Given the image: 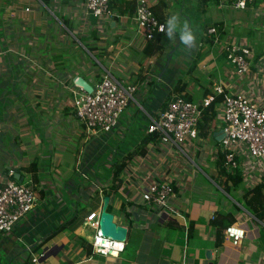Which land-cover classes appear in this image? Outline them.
Returning a JSON list of instances; mask_svg holds the SVG:
<instances>
[{
    "label": "crops",
    "instance_id": "crops-1",
    "mask_svg": "<svg viewBox=\"0 0 264 264\" xmlns=\"http://www.w3.org/2000/svg\"><path fill=\"white\" fill-rule=\"evenodd\" d=\"M149 2L165 23L177 15L181 24L187 22L192 28L195 49L186 58L180 52L184 44L178 34L175 47L170 49L164 32L150 50L133 16L127 14L104 21L93 15L85 18L82 0H50L49 5L42 0H0V185L10 169L19 173V167L33 160L38 161L39 176L33 209L12 230L0 232V264H174L183 257L186 264H264V219L253 218L238 201L244 184L233 195L225 193L211 177L215 161H202L210 174L201 175L199 164L194 168L178 153L170 155L159 140L150 141L144 155L132 158L122 173V187L110 196V201L115 200V221L128 227L124 249L103 255L92 248L88 254L77 240L76 236H86L91 242L92 237L84 221L72 220L80 214L78 202L87 206L92 201L101 207V187L110 186L114 162L147 134L149 116L161 111L179 79H186L188 90L199 88L208 94L218 81L231 90H251L253 75L264 78L256 73L255 65L248 76L236 78L215 47L187 73L205 26L222 22L223 36L234 35L233 30L249 39L252 32L263 37L264 0L250 10L235 9L229 1L225 5L211 1L202 11L198 0ZM78 36L94 47L95 54ZM77 54L88 57L87 61L75 62ZM263 59L264 54L257 60ZM95 62L136 84L137 102L129 103L111 131L87 138L71 106V90L76 76L92 86L98 82ZM155 76L161 77L160 82L154 81ZM148 172L179 190L174 201L178 215L162 214L143 202L141 191ZM23 176L30 179L28 172ZM122 202L128 203L129 217L120 207ZM218 212L230 213L234 223L243 225L246 233L238 245L223 236L220 247L216 246V227L211 221ZM68 220L72 221L67 227L57 230Z\"/></svg>",
    "mask_w": 264,
    "mask_h": 264
},
{
    "label": "built area",
    "instance_id": "built-area-1",
    "mask_svg": "<svg viewBox=\"0 0 264 264\" xmlns=\"http://www.w3.org/2000/svg\"><path fill=\"white\" fill-rule=\"evenodd\" d=\"M222 5H229L239 10H250L258 0H218ZM84 17L93 15L100 20L109 21L119 16L117 9L112 7V0H83ZM135 11L133 20L146 40H155L165 31L161 27L166 23L158 17L149 0H134ZM214 36V46L223 55L225 62L232 67L231 74L236 78H245L255 65L256 73L264 74V63L255 60L256 55L251 41L246 36L225 35L218 32L216 26H209L204 36ZM204 54L211 53L207 46ZM161 77L155 76V82ZM252 88L248 90H231L222 81L213 84L210 93L191 100L186 92L173 93L166 100L158 114L149 116L147 133L156 134L167 148L170 155L178 153L191 163L198 153V143L203 137L199 135V122L204 109L217 97V121L223 130L220 148L212 152L214 161L219 153L223 154V165L226 169L239 168L242 174L244 191L251 190L255 185L262 184L264 198V78L251 77ZM136 84L119 78L107 68H103L101 79L88 92L82 86L75 84L72 91L71 106L76 117L83 125L87 138L111 131L126 111L131 101L137 102L134 93ZM192 160V161H191ZM146 185L141 191L145 204L157 207L162 214L178 215V207L174 201L178 198V189L169 181L156 180L151 173L145 174ZM36 183L32 179L19 180L15 171L10 169L6 180L0 185V232L13 229L37 202ZM251 214V213H250ZM100 208L92 211L84 220V224L94 230L91 242L93 251L108 255L111 250L122 251L117 247L116 240L110 239L98 231ZM252 215V214H251ZM214 217V216H213ZM253 218H259L252 215ZM245 229L240 223H232L224 236L238 245L245 236ZM121 242V241H118ZM34 261L38 256L33 257ZM174 264H186V258Z\"/></svg>",
    "mask_w": 264,
    "mask_h": 264
},
{
    "label": "trees",
    "instance_id": "trees-1",
    "mask_svg": "<svg viewBox=\"0 0 264 264\" xmlns=\"http://www.w3.org/2000/svg\"><path fill=\"white\" fill-rule=\"evenodd\" d=\"M215 2L217 3L218 0H198V10L202 11L203 9H206L209 2ZM42 2L46 5L50 4V0H42ZM117 6L118 7V13L121 15L127 14L129 16H133L135 11V3L134 0H112V7ZM64 24L69 27V23L67 20H63ZM215 26L218 29V32L222 35L226 33V29L224 28V25L222 22H216ZM208 27H204L206 30ZM250 38L254 36V33H249ZM242 36V35H241ZM158 37V36H157ZM214 36H204L202 37V44L200 48L198 49L195 57L192 59L190 66L188 67L187 73L191 74L194 69L196 68L199 60L204 56L203 50L205 49V45L208 48H214ZM78 38L83 42L85 38L83 36H78ZM155 40H148V43L150 45V50L153 49L155 43ZM205 43V45H203ZM88 50L91 53L95 54V49L92 45L86 44ZM216 49L217 46L215 47ZM214 48V49H215ZM261 56L258 57L256 55L255 60L259 59ZM96 58L100 61L101 64H104L99 57L96 56ZM96 63V62H95ZM188 82L183 79H179L173 90L167 94V98L170 97L173 93H180L182 91L186 92V97L188 99L194 100L196 99L194 94H192L188 88H187ZM208 90H205L203 93V96L207 94ZM220 97H217L215 101H213L209 106H207L202 114V117L199 122V135L200 137H209L212 136L215 140V144H219L216 140L215 132L219 129L216 126L217 121V104L219 103ZM166 103V100L164 101V105ZM157 140L156 134L153 133H147L145 134L142 139L139 141L137 146L130 152H127L124 154L118 161L114 162V166L112 169V178H111V184L108 186V188L105 189V187L102 188V194L103 195H110L112 193H118V190L123 184V178L122 173L123 171L128 167V163L132 160V158L136 155H144L146 152V146L147 144L152 141ZM201 143V142H200ZM200 143H198V153L201 152ZM218 148V147H217ZM21 176L25 175V172L29 173L30 179H32L35 183L39 181L38 176V161L33 160L27 165H22L17 169ZM211 177L216 181V183L222 188V190L229 194L233 195V191L238 189L242 184V174L241 170L239 168L228 170L223 165V154L219 153L217 156V159L215 160V173L211 175ZM99 191V188L97 189ZM263 186L262 184L255 185L251 190H245V192L241 195V197L238 199V201L241 203V205L248 210L251 214H253L255 217L263 220L264 219V198L262 194ZM80 205V209H78L79 216H74L72 220H76L77 223H82L85 219V217L90 213L91 208L98 207L99 203H93L92 201L87 203L86 202H78ZM128 203L122 202L121 203V209L125 212V214L129 217L131 215V212L126 211V205ZM108 211L112 212V208L109 205ZM77 215V214H76ZM68 220L64 223H62L57 230L61 231L63 228L67 227V225L72 221ZM235 218L233 215L227 212H218L212 219L211 223L216 227V246L220 247L222 244L224 231L225 229L234 223ZM168 225H173L172 220H167L166 222ZM193 229L190 227L189 234H191ZM77 240L81 242V244L85 247L86 252L89 254L92 251V242L87 241L86 236H76Z\"/></svg>",
    "mask_w": 264,
    "mask_h": 264
},
{
    "label": "rangeland",
    "instance_id": "rangeland-1",
    "mask_svg": "<svg viewBox=\"0 0 264 264\" xmlns=\"http://www.w3.org/2000/svg\"><path fill=\"white\" fill-rule=\"evenodd\" d=\"M81 1V0H80ZM82 3H83V0H82ZM182 10V9H181ZM178 11V10H177ZM179 13V12H178ZM178 17H180V16H178ZM136 28H137V26H136ZM232 33L234 34V35H236L237 34V32H235V31H233L232 30ZM244 36H246V34L244 33V32H241ZM238 34H240V33H238ZM232 35V34H231ZM233 36V35H232ZM237 36H239V35H237ZM248 37V36H247ZM71 38H73V39H75L74 38V36H72L71 35ZM249 38V37H248ZM76 40V39H75ZM249 40H251V42H252V46H253V48H254V53H255V55H258V57L259 56H261V55H263L264 54V36L262 37V36H260V35H258L257 36V32H256V34H255V32H254V36L252 37V39L250 38ZM77 41V40H76ZM78 42V41H77ZM84 43H86L87 44V42H86V40H84L83 41ZM169 42H170V44H169V47H170V49L172 48V47H175V44L178 42V38H177V35H174L171 39H169ZM76 45V44H75ZM78 45V44H77ZM83 47V46H82ZM81 47V48H82ZM78 48H80L79 46H78ZM84 48V47H83ZM193 49H195V45L194 46H191V47H188V46H183V49H182V51H180L181 53H183L182 54V57L183 58H186V56H188L187 54L190 52V51H192ZM179 50H181V48H180V45L178 46V51ZM87 51V50H86ZM89 53V52H88ZM174 55V54H173ZM176 56V55H175ZM84 58L85 57H80L78 54L74 57V61L75 62H79V63H82V61H87V58L88 57H86L85 59L86 60H84ZM173 58V57H172ZM263 62H264V59H263ZM97 64V66H95V71H96V74L98 75V77H97V79H98V81H99V79H101L100 78V75H101V73H102V70H103V67L104 66H102L100 63H96ZM160 74H161V72H160ZM119 77H121L119 74H117ZM185 77V76H184ZM126 78V77H125ZM182 78H183V76H182ZM183 80H186L185 78L183 79ZM154 81H155V79H154ZM76 84V83H75ZM191 92H192V94H194V96H195V98L196 97H198L197 96V94H200V93H202V91L203 90H201V89H199V88H194V89H189ZM203 94V93H202ZM201 94V95H202ZM200 95V96H201ZM216 126H217V128H220V124H219V122H216ZM218 143L219 144H215V140H214V138L212 137V136H209V137H205V140L204 141H201V143H200V147H201V154L200 153H197L196 154V156H193L192 157V159L194 160V162L196 163V164H199V166H200V168L201 169H199L198 168V171H199V173H201V171H202V173H201V175H203V174H210V169L209 168H207L205 165H203V163H202V161H208L209 163L211 162V163H214V162H212V161H214L213 159H211L210 157H212V152H214L215 151V149L218 147V148H220V146H221V142L220 141H218ZM205 148V150H203ZM217 148V149H218ZM204 159V160H203ZM212 160V161H211ZM192 161V160H191ZM193 164V166H194V168H195V164L194 163H192ZM201 178V177H200ZM27 179V177L25 178V180ZM102 204V200H101V203H100V205ZM110 206H111V208H114V206H115V200H111L110 201ZM115 212L116 213H119V211H117V210H115ZM112 213H114V211H112ZM115 215V214H114ZM89 229V231H90V233H92L93 234V232H94V230L93 229H91V228H89L88 226H86L85 227V229Z\"/></svg>",
    "mask_w": 264,
    "mask_h": 264
},
{
    "label": "water",
    "instance_id": "water-1",
    "mask_svg": "<svg viewBox=\"0 0 264 264\" xmlns=\"http://www.w3.org/2000/svg\"><path fill=\"white\" fill-rule=\"evenodd\" d=\"M75 83L82 86L88 92L92 91V85L81 76L75 77ZM215 136L217 141H221L223 137V130L218 129L215 132ZM15 177L19 180L24 179V176H21L20 173H15ZM109 203L110 195H104L102 198L101 211L98 220V231L110 239L126 242L128 237V227L115 221L114 214L108 211ZM110 253H118V251L111 250Z\"/></svg>",
    "mask_w": 264,
    "mask_h": 264
},
{
    "label": "clouds",
    "instance_id": "clouds-1",
    "mask_svg": "<svg viewBox=\"0 0 264 264\" xmlns=\"http://www.w3.org/2000/svg\"><path fill=\"white\" fill-rule=\"evenodd\" d=\"M161 31H165V34L169 39H171L174 35L178 34L180 41L185 46L191 47V46L195 45L196 36H195V33L193 32L192 28L189 26V24L187 22H184L183 24H181L179 17L177 15L170 16L166 21V27L162 26ZM99 208L101 211V207H99ZM95 209H92L91 212L94 211Z\"/></svg>",
    "mask_w": 264,
    "mask_h": 264
},
{
    "label": "bare ground",
    "instance_id": "bare-ground-1",
    "mask_svg": "<svg viewBox=\"0 0 264 264\" xmlns=\"http://www.w3.org/2000/svg\"><path fill=\"white\" fill-rule=\"evenodd\" d=\"M21 220H22V219H21ZM115 244H116L117 247L122 246V242H118V241H116Z\"/></svg>",
    "mask_w": 264,
    "mask_h": 264
}]
</instances>
